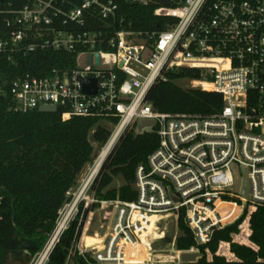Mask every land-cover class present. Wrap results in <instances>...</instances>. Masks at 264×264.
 Wrapping results in <instances>:
<instances>
[{"label": "built area", "instance_id": "built-area-1", "mask_svg": "<svg viewBox=\"0 0 264 264\" xmlns=\"http://www.w3.org/2000/svg\"><path fill=\"white\" fill-rule=\"evenodd\" d=\"M122 4L151 5L154 16L169 19L166 28L134 29ZM48 50L73 54L74 66L8 76L21 58ZM182 68L200 72V78L184 79L191 87L221 94L219 112H159L151 106L150 87ZM86 79L95 80L94 93L83 91ZM1 106L19 112L53 106L62 120L98 118L110 127L100 148L109 144V152L124 131H137L138 119L152 120L158 137L135 168L133 200L93 195L106 158L91 175L100 151L28 264H48L62 234L94 203L111 205L101 246L90 252L80 245L83 222L63 264L76 257L92 264H181L182 251L204 247L208 253L214 232L239 219L231 240L219 241L215 254L235 260L231 243L256 250L249 217L264 205V0H0ZM236 169L243 175L238 186ZM160 214L175 223L181 219L192 234L194 245L177 250L176 261L146 259L143 233Z\"/></svg>", "mask_w": 264, "mask_h": 264}, {"label": "trees", "instance_id": "trees-1", "mask_svg": "<svg viewBox=\"0 0 264 264\" xmlns=\"http://www.w3.org/2000/svg\"><path fill=\"white\" fill-rule=\"evenodd\" d=\"M122 9L134 29L160 31L166 28L165 23L169 20L154 16L151 5L122 4ZM74 64L73 54L48 50L21 58L20 66L8 76L25 70L33 74H47L54 67H73ZM38 68L41 71H36ZM197 78H200L197 69L169 70L164 79H158L150 87L146 100L159 112L201 115L219 112L223 105L221 94L177 84L180 80ZM109 134L108 123L94 117L62 120L59 110L19 112L0 107V264H6L8 260L28 264L53 228L57 212L69 198L79 173L92 162L95 149L105 145ZM157 144L154 127L141 132L135 131L134 127L124 131L107 154L91 185L93 195L99 200H133L136 196L135 168L145 163ZM118 176L121 184L113 187L112 182ZM97 206V203L90 205L84 210L81 220L78 216L72 221L54 247L48 264L64 263L86 214ZM168 215L153 216L149 231L143 233L144 240L147 238L145 253L148 254V261L154 258L151 242L154 238L163 237L164 231L159 224L168 219ZM240 220L214 232L205 246L212 254L211 260L206 259L204 247H200V258L181 264H264V205H257L249 217V240L256 250L231 243L230 251L235 260H226L215 254L218 242L230 241ZM177 227L179 233L174 241L175 248L187 250L194 245L192 234L181 219ZM241 228L244 234L246 224ZM75 260L77 264H92L80 257Z\"/></svg>", "mask_w": 264, "mask_h": 264}, {"label": "rangeland", "instance_id": "rangeland-1", "mask_svg": "<svg viewBox=\"0 0 264 264\" xmlns=\"http://www.w3.org/2000/svg\"><path fill=\"white\" fill-rule=\"evenodd\" d=\"M178 85L182 87H189L190 83L187 80H180L177 82ZM102 149L96 148L95 149V155L91 163L87 164L79 173L77 178L76 185L71 189L70 194L74 193L78 187L80 186L83 178L88 174V172L91 170L93 166V161L97 157V154ZM233 176L235 179L236 186H238L242 180V172L238 169L234 170ZM121 184L120 177H115L114 181L112 182L113 187H117ZM87 193H91L90 189L87 191ZM104 206H101L98 204L97 207H95L93 210L90 211V214H88L87 224L85 228V232L87 237L84 241L87 247H95L98 244H102L103 237L100 236L98 238V235H102L105 228V222L107 221V217L110 212L109 205L103 204ZM85 219V221H86ZM84 221V222H85ZM159 227L164 231V235L161 238H154L151 242L150 249L152 250V254H154V258L152 261H176L177 258L176 255L177 249L175 248L174 241L176 236L178 235V227L177 223L173 219H166L164 221H161L159 224ZM97 236L98 239H96L93 235ZM205 252V251H204ZM147 253H145L146 259H147ZM201 256V254H200ZM206 259L211 260L212 254L210 251L205 252ZM6 264H17L16 262H13L11 260H8ZM70 264H76V261L73 260Z\"/></svg>", "mask_w": 264, "mask_h": 264}, {"label": "water", "instance_id": "water-1", "mask_svg": "<svg viewBox=\"0 0 264 264\" xmlns=\"http://www.w3.org/2000/svg\"><path fill=\"white\" fill-rule=\"evenodd\" d=\"M161 4H167L168 0H155ZM97 57V55H95ZM88 62H90V56L88 58ZM83 91L87 93H94L95 91V80L86 79L83 82ZM40 112H55V108L53 106H41L38 108ZM153 126L152 120H143L138 119L136 121V129L137 132H141L143 129L151 128ZM242 194L244 196L247 195V187L246 184H243ZM181 262H194L199 258V252L197 251H182L179 255Z\"/></svg>", "mask_w": 264, "mask_h": 264}, {"label": "bare ground", "instance_id": "bare-ground-1", "mask_svg": "<svg viewBox=\"0 0 264 264\" xmlns=\"http://www.w3.org/2000/svg\"><path fill=\"white\" fill-rule=\"evenodd\" d=\"M109 148H110V145L108 144V145H106V146L101 150V152H100V154H99V156H98V158H97V161H96L95 165L93 166V168H92V170H91V175L94 174V173L96 172L99 162H102L103 159L107 156V154L109 153ZM104 204L109 205L110 210H111V205H110V204H108V203H104ZM165 215H168V214H160V215H157V216L159 217V216H165ZM87 219H88V217H87ZM87 219H86V221H85V225H84V229H83V233H82V238H81V241H80V245H81L83 248H85L86 250L92 252L93 250L97 249V248L100 247L101 245L98 244V245L95 246V247H87V246H86V244H85L84 241L86 240L85 238L87 237L86 232H85V228H86V224H87ZM93 236L95 237L96 234L93 235ZM95 238H96V239L100 238V235H98V238H97V236H96Z\"/></svg>", "mask_w": 264, "mask_h": 264}, {"label": "crops", "instance_id": "crops-1", "mask_svg": "<svg viewBox=\"0 0 264 264\" xmlns=\"http://www.w3.org/2000/svg\"><path fill=\"white\" fill-rule=\"evenodd\" d=\"M111 211V210H110ZM110 213V212H109ZM108 221V220H107ZM107 221L105 222L106 224H105V228H104V232H105V230H106V226H107ZM103 232V233H104ZM103 235V234H102ZM102 235H100L101 237H103Z\"/></svg>", "mask_w": 264, "mask_h": 264}]
</instances>
